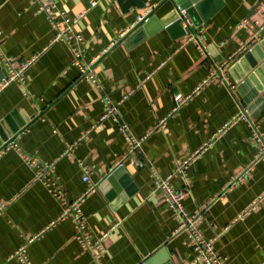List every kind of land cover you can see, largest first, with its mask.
<instances>
[{"label": "crops", "instance_id": "crops-1", "mask_svg": "<svg viewBox=\"0 0 264 264\" xmlns=\"http://www.w3.org/2000/svg\"><path fill=\"white\" fill-rule=\"evenodd\" d=\"M54 1V18L79 34L76 46L99 85L82 77L69 44L54 40L37 0H0V148L15 137L20 148L0 155V264H20L14 254L30 238L33 264H143L156 252L154 264H201L154 180L203 146L187 170L185 209L200 214L199 229L224 264H264V201L248 212L264 193V159L256 161L250 138L251 124L264 134V37L241 50L249 28L264 23V0H222L198 27L204 52L182 22L171 28L179 21L172 0ZM139 16L146 20L134 25ZM244 18L252 23L240 28ZM23 63L22 79L5 84ZM177 94L193 96L173 111ZM104 95L120 102L121 120L138 138L163 121L134 158L119 122L108 118L93 130ZM239 113L246 119L234 120ZM25 154L55 162L65 200L35 180ZM80 163L98 184L81 207L91 242L106 234L101 263L79 240L75 219L61 218L87 191ZM170 182L182 188L185 180Z\"/></svg>", "mask_w": 264, "mask_h": 264}, {"label": "built area", "instance_id": "built-area-1", "mask_svg": "<svg viewBox=\"0 0 264 264\" xmlns=\"http://www.w3.org/2000/svg\"><path fill=\"white\" fill-rule=\"evenodd\" d=\"M40 4V11L44 12L46 16L49 18L51 24L56 29V35H55V41L56 40H63L69 44V46L72 49V52L74 54V61L73 64L79 66L82 70V77L89 79L93 84L99 85L98 80L93 72L92 63L85 62L79 48L76 46L78 42L81 41V38L79 34H76L72 28L71 25H68L66 27H62L59 25L57 20L54 18V13L56 12L57 5L54 0H37ZM177 11L179 12V17L182 20V24L184 27L190 29L192 31L189 40L195 41L200 46L201 50L204 52L205 46L204 41L202 39V31L200 28L197 29L195 27L194 22L192 19L188 16L187 11L180 6L176 7ZM82 17V14L75 18L74 23L77 22ZM146 20V16H139L138 20L135 22L134 25ZM252 23L250 18H244L240 23L239 27H249V24ZM250 29V35L247 39V41L243 44L241 47V50H244V48L250 49L255 43L259 42L264 37V23L260 26H255ZM127 31L122 32L120 34V37L123 38L126 35ZM29 63H23L22 67L19 71L14 70L13 74L8 78L4 79V83L8 84L11 81H14L16 79H22L23 77V71ZM226 64L223 65L225 67ZM198 90L195 91V93ZM193 94L188 96H183L181 94H177L174 97L175 106L173 111L178 110L180 107H182L184 104H186L188 101L192 99ZM103 102L105 107L104 114L100 117L99 123L94 124L93 130H97L102 122H104L108 118H112V120L119 122L120 130L122 134L125 136L126 139H128V151L127 156L128 158H134L138 155L140 152V149L142 147L143 142L147 137L152 134L155 131H159L161 128L162 122L157 125L153 130H151L148 134L145 136H142L140 138L133 135L131 130L129 129L126 122L121 120L120 117V111L119 106L120 102H114L108 95L103 96ZM246 119L245 115L243 113L236 114L234 117V120H242ZM252 127V133H251V140L256 145V161L260 159H264V134L260 132L259 126L256 124H251ZM206 146L201 147L200 149H197L194 151L190 156H188L185 160L179 162L177 164L176 170L173 175L168 176L166 178H159L155 176L154 184L157 190H160L162 192V195L164 199L167 201L168 206L170 210L173 212L175 218L178 221V229L177 231L180 232H187L189 237V244L195 248L197 252V256L195 258L194 263H201V264H224L223 263V257L218 255L214 250V241L213 240H207L204 238L203 234L201 233L199 229V221H200V214H189L185 209L183 205V201L192 194L190 192V180L187 176V170L193 165L194 161L198 159V157L202 154ZM17 150L20 151L18 142L16 137L13 138V140L6 142L2 148H0V155L3 154L2 152L8 151V150ZM70 148L66 154H69L71 152ZM24 160L26 163L33 168L36 172L35 180L41 181L48 186H51V189L53 191V195H55L60 200H65V194L62 190L59 177L56 175L55 172V162H43L39 159H37L34 156L31 155H23ZM83 169V180L88 184L87 191H85L81 196L70 200L67 207L63 210L61 214V218L72 216L77 224L78 228V238L81 241L82 245L85 247H91L95 250V256L98 259L99 263L100 257L103 256L104 253V246H103V240L106 237V234L99 238L95 242H91L89 235L86 234L85 226L86 224V218L82 212V203L85 199V197L91 193L94 192L98 184L94 183L91 180V172L90 169L80 163ZM137 164L140 166H143V164L140 161H137ZM122 165V162L120 163V166ZM251 167L246 168L245 170L238 173L231 181V186L234 185L237 181H240L246 174L249 172ZM175 176H182L185 180L184 186L182 188H175L171 184V179ZM262 201H264V193L262 196H260L250 207L248 212L250 210L255 209ZM205 210V206L202 207L201 211ZM247 213V212H246ZM34 241L32 238L27 241L26 244H24L19 250L14 254V256L19 260L20 264H33L29 257L26 254L27 246L28 244Z\"/></svg>", "mask_w": 264, "mask_h": 264}, {"label": "water", "instance_id": "water-1", "mask_svg": "<svg viewBox=\"0 0 264 264\" xmlns=\"http://www.w3.org/2000/svg\"><path fill=\"white\" fill-rule=\"evenodd\" d=\"M175 4V7L180 6L181 8L185 9L187 11L188 16L192 19L194 22L195 27H201V25L206 22L211 14L221 5L222 0H172ZM215 3V7L211 10H207V4ZM174 16L178 17V20L171 28H174L176 26H179L181 23V19L179 18V12L177 9L174 12ZM167 21L165 22L163 20V24L166 25ZM143 29V28H142ZM140 30L142 32L143 30ZM123 172V168H117L115 172L113 173L114 176H119ZM160 251V250H159ZM157 253V252H156ZM153 254L150 256L143 264H154V262H157L158 258L161 256V253L159 255ZM156 255V256H155ZM167 264H172V262H167Z\"/></svg>", "mask_w": 264, "mask_h": 264}]
</instances>
